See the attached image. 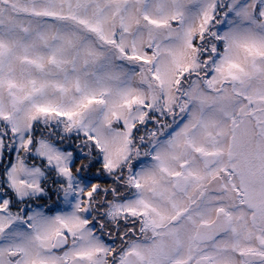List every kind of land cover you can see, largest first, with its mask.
<instances>
[{
	"label": "snow or ice",
	"instance_id": "snow-or-ice-1",
	"mask_svg": "<svg viewBox=\"0 0 264 264\" xmlns=\"http://www.w3.org/2000/svg\"><path fill=\"white\" fill-rule=\"evenodd\" d=\"M0 264H264V0H0Z\"/></svg>",
	"mask_w": 264,
	"mask_h": 264
}]
</instances>
